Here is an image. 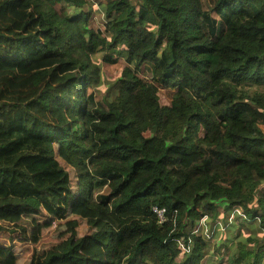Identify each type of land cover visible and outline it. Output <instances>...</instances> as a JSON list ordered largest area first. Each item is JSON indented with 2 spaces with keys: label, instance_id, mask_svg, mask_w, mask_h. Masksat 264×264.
Segmentation results:
<instances>
[{
  "label": "trees",
  "instance_id": "16d2710c",
  "mask_svg": "<svg viewBox=\"0 0 264 264\" xmlns=\"http://www.w3.org/2000/svg\"><path fill=\"white\" fill-rule=\"evenodd\" d=\"M88 1L0 0L24 16L0 65L46 61L0 98V217L89 213L41 264H264V0H102L98 28ZM96 55L123 60L109 101Z\"/></svg>",
  "mask_w": 264,
  "mask_h": 264
},
{
  "label": "rangeland",
  "instance_id": "374dc122",
  "mask_svg": "<svg viewBox=\"0 0 264 264\" xmlns=\"http://www.w3.org/2000/svg\"><path fill=\"white\" fill-rule=\"evenodd\" d=\"M132 2L137 4V0H132ZM101 3H103L102 0L88 1V5L91 7L88 23L91 27H103L105 18L103 12L99 9ZM22 14L19 7L15 8L14 11L8 8L1 10L0 31L6 35L12 34L15 30L18 31L21 28L20 23L24 19ZM36 26V24L31 25L29 30H33ZM26 31L28 29L24 30V32ZM223 31L224 25L221 20H218L217 37L221 36ZM32 57L34 62L27 63V59L18 53L14 58L8 60L13 61L14 65H0V98L9 95L28 96L35 91L32 84V73L41 66L46 65V61L45 58H41L42 54L40 55V53H35ZM93 58L100 66L101 80L100 84L89 92L93 91L97 100L109 101L116 92L114 81L122 71L123 60L119 58L116 63H106L101 62L100 56L96 55ZM151 70L152 64L144 63L141 66L140 75L147 77ZM159 90L164 104L170 102L176 91L166 87ZM59 159L64 167L69 168L62 158L59 157ZM75 208L66 216L52 221L44 212L33 216L25 213L1 215L0 223L4 224L7 229L0 231V264H41L49 248L53 243H57V239L63 237V234H69L73 231L76 237L75 240L80 237L85 238L92 230V218L89 213L85 214L80 205ZM224 247H229V244H225ZM224 247H222L223 250ZM96 249L93 244L82 248L83 252L91 255V257L97 256L94 252ZM210 252L212 253L213 250H210ZM215 256L221 258L219 254ZM223 256L226 259L225 254Z\"/></svg>",
  "mask_w": 264,
  "mask_h": 264
},
{
  "label": "built area",
  "instance_id": "2783aa9c",
  "mask_svg": "<svg viewBox=\"0 0 264 264\" xmlns=\"http://www.w3.org/2000/svg\"><path fill=\"white\" fill-rule=\"evenodd\" d=\"M152 211L156 214L158 222H163L165 220V209L163 207H159L157 205H153L152 207ZM202 222H200L197 226V228L195 229V231H198L201 228V224ZM181 244V243H180ZM182 246V244H181ZM182 248L184 249V247L182 246Z\"/></svg>",
  "mask_w": 264,
  "mask_h": 264
}]
</instances>
